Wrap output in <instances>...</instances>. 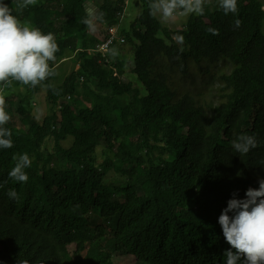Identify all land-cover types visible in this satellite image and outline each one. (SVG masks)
<instances>
[{
    "label": "trees",
    "instance_id": "1",
    "mask_svg": "<svg viewBox=\"0 0 264 264\" xmlns=\"http://www.w3.org/2000/svg\"><path fill=\"white\" fill-rule=\"evenodd\" d=\"M125 1L37 0L21 10L18 0H2L22 23L54 35L59 50L50 68L73 57L78 69L63 81L53 69L35 87L16 82L25 92L20 101L4 88L13 146L0 148V264L38 261L54 240L58 264H113L117 255L134 257L133 264H226L230 246L218 217L234 193L238 199L264 180L263 5L237 0L238 11L227 15L204 5L203 15L171 30L151 14L153 0H140L139 16L120 31L134 54V83L121 80L125 61L116 50L110 64L92 53L98 40L88 31L87 3L108 27ZM200 62L232 68L219 77L217 106L169 83L167 68L190 77V64ZM43 88L48 115L38 123L28 97ZM240 135L255 136L257 146L236 152ZM25 153L31 166L21 183L9 172ZM109 171L121 181L105 185Z\"/></svg>",
    "mask_w": 264,
    "mask_h": 264
},
{
    "label": "clouds",
    "instance_id": "2",
    "mask_svg": "<svg viewBox=\"0 0 264 264\" xmlns=\"http://www.w3.org/2000/svg\"><path fill=\"white\" fill-rule=\"evenodd\" d=\"M36 3L37 0H18L16 7L22 10L28 6H35ZM219 7L225 15L235 14L238 11L237 0H219ZM149 8L151 14L160 13L164 19L172 17L177 10L179 15L182 14L179 10L203 15L204 0H153ZM122 22L118 33L121 37H123L120 33ZM235 25L239 27L240 20L237 19ZM106 31L103 38H97L98 42L99 39H104ZM208 31L213 35L219 34L216 29L209 28ZM113 48L105 55V64H110ZM58 50L52 33L44 34L40 29L31 27L26 22L22 23L16 15H13L8 5L0 0V85H3L0 88V148L13 146L10 138L12 133L4 127L11 119L5 110L4 88L11 87L13 82L35 87L54 75L53 69L66 60L50 68L49 62L55 60V53ZM69 59L73 60V57ZM112 70L116 77L115 69ZM232 146L236 152L243 155L255 148L257 141L255 136L240 135L236 141H233ZM14 159L16 163L9 172V177L17 182H27L28 176L24 170L31 166L29 156L25 153L18 157L14 156ZM258 183L259 187H250L241 191L238 199L235 198L234 193L233 198L227 201V206L218 217L223 237L230 246L224 252L226 264H238L241 258L244 264H264V180ZM8 196L11 199H18V194L13 189H9ZM229 213L232 215L230 216ZM22 264H27V261ZM32 264L41 263L34 261Z\"/></svg>",
    "mask_w": 264,
    "mask_h": 264
},
{
    "label": "rangeland",
    "instance_id": "3",
    "mask_svg": "<svg viewBox=\"0 0 264 264\" xmlns=\"http://www.w3.org/2000/svg\"><path fill=\"white\" fill-rule=\"evenodd\" d=\"M112 3H115V0H108ZM129 4L126 6L125 13H124V24L122 22L121 29L123 26L128 27L134 20L139 16L140 11H142V5L140 0H127ZM264 9V0H259ZM204 5L209 6H219V0H204ZM88 9L92 12L89 18V34L93 37L103 38L105 34L106 26L98 21H95V17L97 16L98 9L95 7ZM195 13H182L181 18L183 20H187L188 17ZM156 17L161 22L163 26L167 23L174 22L176 23L174 26L175 29H183L182 22L183 20L179 17V12L177 10L174 15L168 19H164L160 13H156ZM178 19V20H176ZM176 20V21H173ZM32 27V26H31ZM166 27V26H165ZM116 50V56L119 57L121 60L125 61V74L121 77L123 82H134L135 77L132 75L133 69V57L134 54L132 52V48L127 45L126 43L123 46L115 47L113 51ZM112 59V56L110 57ZM73 69H78V64L75 65L73 60L66 59L62 63H60L54 70L56 73V80H64L65 77L68 75L70 71ZM201 70V72L199 71ZM206 69V70H205ZM231 66L228 62H220L215 65H210L206 62H200L199 64L191 63L189 67L190 77L185 76L184 74L180 73L179 67L174 65L173 67H169L166 69V73L168 75V80L170 85L173 87L175 92L177 93H185L189 92L200 104L202 105H213L217 106L219 103L217 88L219 86V77L221 75H226L230 73ZM56 82H51V84H57ZM3 85H0L2 88ZM7 97L11 98L14 102L20 101L25 97L24 90L20 87H17L16 82H13L11 87L7 88L6 94ZM28 101L30 103L29 112H33V119L35 122L40 123L44 117L48 115V107L46 106V97L44 88L41 90L40 93L29 96ZM13 125L16 128H21L19 124V120L17 116H14L12 120ZM66 145V147L70 144V141H66L62 143ZM105 185L109 186L121 181L119 176L115 175L113 171H109L105 175ZM110 235V233H108ZM68 251L70 256L74 251V245H70L68 247ZM113 264H133L134 259L130 256H114L112 259Z\"/></svg>",
    "mask_w": 264,
    "mask_h": 264
},
{
    "label": "built area",
    "instance_id": "4",
    "mask_svg": "<svg viewBox=\"0 0 264 264\" xmlns=\"http://www.w3.org/2000/svg\"><path fill=\"white\" fill-rule=\"evenodd\" d=\"M116 2H119L120 0H115ZM127 3L126 1L123 3L122 6V12L118 14V24L115 26H112L110 28H106V36L104 39L100 40L95 45L94 49L92 50L93 53L99 54L100 56H105L115 45H123L125 43V40L123 37L118 35L119 33V27L120 23L124 19V13L126 9Z\"/></svg>",
    "mask_w": 264,
    "mask_h": 264
},
{
    "label": "crops",
    "instance_id": "5",
    "mask_svg": "<svg viewBox=\"0 0 264 264\" xmlns=\"http://www.w3.org/2000/svg\"><path fill=\"white\" fill-rule=\"evenodd\" d=\"M126 3H127V5L129 4L128 1H126ZM181 15H179V17H180L181 20H183L181 18ZM176 20H178V19H176ZM176 20H173V21H176ZM185 21L186 20H183L182 24H184ZM123 24H124V20H123ZM132 24L133 23H131L128 27H125V26H123V27L130 28ZM175 24L176 23L171 22V23L165 24V26L168 27V28H170L171 30H177V29L174 28L175 27L174 26ZM115 47H119V46H115ZM101 57H102V61L104 63H106V57L105 56H101ZM104 227L110 228L109 227V223H107L106 225H104ZM57 236H60L59 229H58V232H57ZM108 236H110V235H108ZM70 245H74V243H71V244H69L67 246V251H68V247ZM74 247H75V245H74ZM42 250H43V256L38 260L41 264H58V258H60V252L56 248V242H55V240L53 241V243H47V244L42 245ZM173 253H177V251L176 252H173ZM122 256H125V255H122ZM130 257H132V256H130ZM132 258L134 259V257H132ZM24 261H27V264H32V262H34V259L32 257H30L28 260H24ZM24 261L22 260L20 262V264H22V262H24Z\"/></svg>",
    "mask_w": 264,
    "mask_h": 264
},
{
    "label": "water",
    "instance_id": "6",
    "mask_svg": "<svg viewBox=\"0 0 264 264\" xmlns=\"http://www.w3.org/2000/svg\"><path fill=\"white\" fill-rule=\"evenodd\" d=\"M88 7L89 8H94V6L90 2L86 4V11L89 14V18H90V15L92 14V12L88 9Z\"/></svg>",
    "mask_w": 264,
    "mask_h": 264
}]
</instances>
